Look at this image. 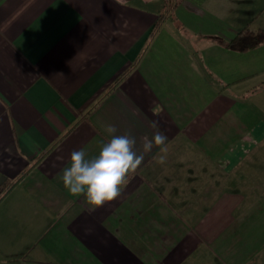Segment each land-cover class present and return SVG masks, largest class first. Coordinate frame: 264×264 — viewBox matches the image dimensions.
<instances>
[{
  "label": "crops",
  "instance_id": "1",
  "mask_svg": "<svg viewBox=\"0 0 264 264\" xmlns=\"http://www.w3.org/2000/svg\"><path fill=\"white\" fill-rule=\"evenodd\" d=\"M165 7L0 0V264H264V44L228 46L264 0ZM153 121L119 197L70 195L74 150Z\"/></svg>",
  "mask_w": 264,
  "mask_h": 264
},
{
  "label": "clouds",
  "instance_id": "2",
  "mask_svg": "<svg viewBox=\"0 0 264 264\" xmlns=\"http://www.w3.org/2000/svg\"><path fill=\"white\" fill-rule=\"evenodd\" d=\"M150 126L156 131L151 138L147 135L140 138L139 153L136 138L131 134L115 135L117 129L112 125L106 127L111 139L102 143L98 155L87 159L83 149L74 150L70 155V166L65 167L61 175L70 195H83L90 212L119 197L121 187L128 183L129 174L137 171L154 146L159 147L161 153L168 151L167 135L158 130L156 121ZM165 160V155H160L157 162L164 164Z\"/></svg>",
  "mask_w": 264,
  "mask_h": 264
},
{
  "label": "trees",
  "instance_id": "3",
  "mask_svg": "<svg viewBox=\"0 0 264 264\" xmlns=\"http://www.w3.org/2000/svg\"><path fill=\"white\" fill-rule=\"evenodd\" d=\"M176 1L177 2L174 3L173 0H166L165 8H168L169 10L161 16L160 21H158L156 25V29H159L164 19L170 17L168 15L175 10L176 5L178 4V0ZM262 44H264V32L259 31L258 33H254L249 30H245L238 34V36L228 46L230 48L246 52L256 49Z\"/></svg>",
  "mask_w": 264,
  "mask_h": 264
},
{
  "label": "rangeland",
  "instance_id": "4",
  "mask_svg": "<svg viewBox=\"0 0 264 264\" xmlns=\"http://www.w3.org/2000/svg\"><path fill=\"white\" fill-rule=\"evenodd\" d=\"M239 17V15H238ZM260 27L264 28V12L255 19L253 28L259 29Z\"/></svg>",
  "mask_w": 264,
  "mask_h": 264
}]
</instances>
